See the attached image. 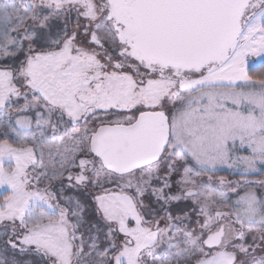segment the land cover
Returning a JSON list of instances; mask_svg holds the SVG:
<instances>
[{
  "label": "snow or ice",
  "instance_id": "1",
  "mask_svg": "<svg viewBox=\"0 0 264 264\" xmlns=\"http://www.w3.org/2000/svg\"><path fill=\"white\" fill-rule=\"evenodd\" d=\"M0 264H264V0H0Z\"/></svg>",
  "mask_w": 264,
  "mask_h": 264
}]
</instances>
